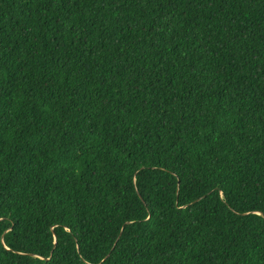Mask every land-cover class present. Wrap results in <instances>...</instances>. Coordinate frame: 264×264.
Returning a JSON list of instances; mask_svg holds the SVG:
<instances>
[{
    "label": "trees",
    "instance_id": "1",
    "mask_svg": "<svg viewBox=\"0 0 264 264\" xmlns=\"http://www.w3.org/2000/svg\"><path fill=\"white\" fill-rule=\"evenodd\" d=\"M0 264H264V0H0Z\"/></svg>",
    "mask_w": 264,
    "mask_h": 264
}]
</instances>
